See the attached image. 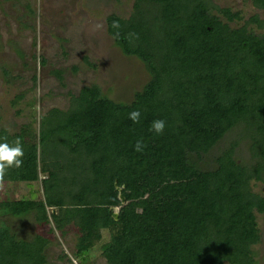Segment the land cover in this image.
Segmentation results:
<instances>
[{"label":"trees","instance_id":"obj_1","mask_svg":"<svg viewBox=\"0 0 264 264\" xmlns=\"http://www.w3.org/2000/svg\"><path fill=\"white\" fill-rule=\"evenodd\" d=\"M252 3L264 10V0ZM243 20L212 0H134L128 18L107 17L115 45L150 79L130 103L92 85L68 110L42 115L37 132L0 130V143L19 141L24 152L5 184L40 183L43 193L0 201V264H49L53 242L41 233L17 238L4 221L12 218L53 225L63 236L74 227L81 264L94 250L107 264H257L264 34L252 27L263 29L264 21L256 15L231 26ZM157 119L166 122L161 135L150 130ZM209 161L214 168L205 167Z\"/></svg>","mask_w":264,"mask_h":264},{"label":"rangeland","instance_id":"obj_2","mask_svg":"<svg viewBox=\"0 0 264 264\" xmlns=\"http://www.w3.org/2000/svg\"><path fill=\"white\" fill-rule=\"evenodd\" d=\"M212 1L241 13L244 20L231 23L234 28L256 15L264 21V10L257 9L252 0ZM133 3L134 0H0V130L14 134L29 125L37 132L42 115L54 108L68 110L71 98L92 85L100 87L112 101H133L150 75L143 63L125 56L115 45L106 23L113 14L128 18ZM252 29L264 34V28ZM42 60L47 62L45 66ZM52 72H58L62 79ZM245 155L239 153L238 157L243 159ZM205 167L215 166L209 161ZM26 186L5 184L0 201L30 198ZM253 189L264 196L261 183L253 182ZM33 190L38 199L43 198L40 183L33 184ZM257 219L261 242L254 250L257 264H264V214H257ZM26 220L21 225L13 218L4 219L17 238L27 239L34 233L49 238L53 242L48 250L49 264H81L74 256V227L63 236L53 225L39 230L30 219ZM103 237L105 242L109 236L104 233ZM85 264L107 263L101 252L94 250Z\"/></svg>","mask_w":264,"mask_h":264},{"label":"clouds","instance_id":"obj_3","mask_svg":"<svg viewBox=\"0 0 264 264\" xmlns=\"http://www.w3.org/2000/svg\"><path fill=\"white\" fill-rule=\"evenodd\" d=\"M112 26L113 28H119V22L114 21ZM129 118L134 123H138L140 118L139 110H133L129 114ZM165 123L162 119L154 120L150 130L156 135H161L164 131ZM144 147L143 141H137L134 149L142 151ZM23 155V147L19 141L16 142L15 146H10L8 143H0V190H3L5 186L6 170L12 167L20 168L23 164Z\"/></svg>","mask_w":264,"mask_h":264},{"label":"crops","instance_id":"obj_4","mask_svg":"<svg viewBox=\"0 0 264 264\" xmlns=\"http://www.w3.org/2000/svg\"><path fill=\"white\" fill-rule=\"evenodd\" d=\"M27 187V194L29 195V196H31L30 198L31 199H37L38 200V198H37V192H35L34 190H33V185H29V186H26ZM16 192V191H15ZM19 200V199H18ZM30 223H31V225L32 226H35V225H33L34 223H33V220L32 219H30ZM28 225V224H27ZM29 226V225H28ZM32 226H30V227H32ZM45 228V227H44ZM43 228V229H44ZM39 230H40V228H38ZM42 230V229H41Z\"/></svg>","mask_w":264,"mask_h":264},{"label":"water","instance_id":"obj_5","mask_svg":"<svg viewBox=\"0 0 264 264\" xmlns=\"http://www.w3.org/2000/svg\"><path fill=\"white\" fill-rule=\"evenodd\" d=\"M120 199H121L122 203H125V198L122 195L120 196ZM115 217L117 218L118 215L116 214Z\"/></svg>","mask_w":264,"mask_h":264},{"label":"bare ground","instance_id":"obj_6","mask_svg":"<svg viewBox=\"0 0 264 264\" xmlns=\"http://www.w3.org/2000/svg\"><path fill=\"white\" fill-rule=\"evenodd\" d=\"M123 192V191H122Z\"/></svg>","mask_w":264,"mask_h":264}]
</instances>
